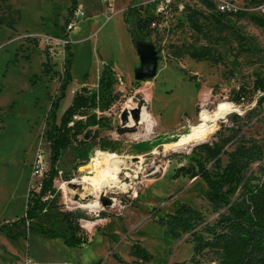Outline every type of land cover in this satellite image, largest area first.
<instances>
[{
	"label": "rangeland",
	"instance_id": "374dc122",
	"mask_svg": "<svg viewBox=\"0 0 264 264\" xmlns=\"http://www.w3.org/2000/svg\"><path fill=\"white\" fill-rule=\"evenodd\" d=\"M128 1L78 0L77 7L85 17L79 22L78 36L71 33L72 41L65 28L71 0L8 1L20 18L11 26L0 22V223L24 215L29 190L37 188L49 171V136L54 123L51 104L60 97L61 85L67 80L64 71L69 48L74 54L71 79L59 100L56 124L82 88L88 97L98 92L100 62L112 60L123 76L121 82L113 75L119 100L103 113L104 126L91 130L99 138L116 141L117 150L97 147L92 152L116 153L130 164L122 173L127 188L105 187L98 198L90 183L73 182L84 174L80 167L91 158L77 170L69 168L71 180L60 177L55 181L64 209L82 212L85 219L80 223L90 235L96 228L101 231L81 249L93 254L95 262L104 259L109 250L108 256H119L123 264H214L215 255L208 250L195 256L193 235L176 238L162 223L184 205L199 212L202 226L214 224L218 217L200 177L174 178L180 168H196L197 161L206 158L199 149L192 152L202 142L185 148H174L171 143L191 132L193 125L206 122L216 130L203 143L218 141L230 152L236 146L232 145L233 132L221 126L235 124L243 128L246 139L264 150V104L257 105L262 94L255 89L256 81L264 79V27L251 20V16L264 18V0H134L129 6L135 8L125 9L123 23L134 28V41L152 48L159 62L155 77H134L131 83L134 75L123 25L116 22L117 17L107 21L105 16L100 27L95 19L97 10L111 14ZM221 1L229 4L227 10L220 9ZM11 10L1 8L0 14L8 15ZM152 16L156 22L140 31L137 19ZM128 101H132L131 107ZM143 109L153 115L151 133L139 122ZM85 111L93 113L91 108ZM235 114L240 119L232 121ZM130 117L135 127L129 128ZM227 139L231 141L225 144ZM205 163L213 169L210 159ZM222 163H228L226 155ZM259 166L264 167V160L252 168L256 171ZM95 200L99 202L96 209L81 206ZM102 212L106 218L99 216ZM86 221L93 223L91 228L84 226ZM28 240L22 241L27 255L12 258L0 250V264H60L46 254L48 249L53 255H67L62 263H75L80 256L79 249L64 246L58 239L36 235ZM135 243L152 254L151 261L132 256L130 246ZM62 245L72 252L60 255L54 250Z\"/></svg>",
	"mask_w": 264,
	"mask_h": 264
},
{
	"label": "trees",
	"instance_id": "16d2710c",
	"mask_svg": "<svg viewBox=\"0 0 264 264\" xmlns=\"http://www.w3.org/2000/svg\"><path fill=\"white\" fill-rule=\"evenodd\" d=\"M8 1L0 0V9L11 10L7 5ZM77 2L78 0H71L65 28L74 17ZM134 8L135 6H129L127 10L131 11ZM19 15V11L16 10H11L8 15L2 12L0 22L9 26L14 25L19 21ZM156 20L155 16L147 19L138 18L137 28L140 31L147 30ZM251 20L254 24L264 27V18L251 16ZM66 49L68 59L64 73L67 80L61 85L60 97L52 100L51 104V117L54 123L49 136V171L45 173L37 188L29 190L24 215L0 223V235L4 233L12 240L41 235L49 239H60L68 247H81L88 245L91 239L90 233L80 223L85 217L79 210L64 209L60 204L61 193L55 181L60 177L71 180L69 168L74 167L77 170L80 165L87 163L89 153L95 148L112 152L117 150L116 141L99 138L97 131L91 129L104 126L106 118L102 115L119 100V94L114 88L112 70L104 66L98 92L88 97L85 93L86 88H82L83 92L74 98L73 103L62 115L60 124H56V111L71 79L70 71L74 57L73 52L69 48ZM255 89L262 94L257 100V105L261 107L264 104L263 78L256 81ZM240 101V98L236 100L238 103ZM87 108H91L93 113L87 114L85 111ZM234 119H240V116L235 114L231 120ZM223 128L233 132L232 145L236 146L232 151L228 152L225 145L218 141L199 144L192 152L199 149L206 158L198 160L196 168L194 166L188 169L180 168L174 176L178 179L189 174L191 178L200 177L205 182L207 201L213 212L218 214L215 223L202 226L199 212L185 205L175 214L168 215L162 223L176 238L185 233L193 235L196 242L195 256L208 250L215 255L214 264H264V167L259 166L256 171L252 168L253 164L264 160V150L257 142L246 139L241 126L234 124L227 128L222 124L221 129ZM231 140H225V144ZM223 155L228 157L225 166L222 163ZM206 159L212 161L213 169L207 167ZM99 216L106 218L103 212ZM131 254L147 262L153 258L152 254L139 243L132 245ZM113 257L122 262L118 256ZM101 263L102 260L96 264Z\"/></svg>",
	"mask_w": 264,
	"mask_h": 264
},
{
	"label": "bare ground",
	"instance_id": "6f19581e",
	"mask_svg": "<svg viewBox=\"0 0 264 264\" xmlns=\"http://www.w3.org/2000/svg\"><path fill=\"white\" fill-rule=\"evenodd\" d=\"M146 93H149L148 90H146ZM131 102L128 101V107H131ZM153 119V115L146 109H143L141 113V120L139 122L141 124H145L146 131L148 133H151L155 126V121ZM128 126L129 128L135 127V121L132 117H130V123L128 124ZM215 130L216 126L214 124L200 122L192 126L191 132L182 135L181 137H179V139L171 144L174 148H185L191 143L203 142L207 140L214 134ZM171 144L169 145L171 146ZM128 167H130V164L128 163L126 157L120 156L116 153L97 150L95 152V155L93 153L90 163L80 169L82 172H84V174L73 180V182L90 183L91 185H93L94 193L98 198L100 197V194L103 192L105 187H119L123 189L127 188V183L124 182L122 173L123 170L127 169ZM81 206L84 208L96 209L99 207V202L95 200L92 203L81 204ZM86 222L87 223L84 226L91 228L93 223L89 221Z\"/></svg>",
	"mask_w": 264,
	"mask_h": 264
},
{
	"label": "crops",
	"instance_id": "0c3cea01",
	"mask_svg": "<svg viewBox=\"0 0 264 264\" xmlns=\"http://www.w3.org/2000/svg\"><path fill=\"white\" fill-rule=\"evenodd\" d=\"M81 1V0H80ZM111 1V0H110ZM134 0H129L128 1V4L124 7H122L121 9L119 10H114L112 11L111 14H109V11H105V10H97V15H96V21L98 22V25H100V27L104 24V21H105V16H106V19L107 21L111 20L113 17H117V20L116 22H121V24L123 25V32L122 34L126 37V40H127V49H128V53H129V57H130V72L133 71V75L130 79V83L132 82V80L134 79L135 77V74L137 72V70L140 68V58H139V55H138V52L136 50V42L134 41V39L136 38V32L134 31V28L133 27H130V24L129 26L127 25H124L123 23V14L125 13V9L129 6V4H131ZM85 13V12H84ZM95 15L92 16L95 17ZM81 21V20H80ZM79 21V22H80ZM91 20L87 21V24L90 22ZM77 23L75 28L70 32V39L72 41V38H71V33L72 35L75 34V36L77 37L78 36V30L80 28V23ZM82 25L85 24V22H81ZM75 42V40H74ZM76 42H80V40H76ZM74 56V54H73ZM74 58V57H73ZM112 59V58H111ZM112 60H109V61H105V60H102L100 62V67L101 69L99 68V76L101 77L100 73H102V70L104 68V66H107V67H110V69L112 70L113 72V75L116 76L117 78H120L121 82L123 81V76L121 75V71L119 69L116 68V66H113V63H111ZM114 63L119 66V63L118 61H114ZM121 68V66H119ZM71 72V71H70ZM71 74V73H70ZM100 77H99V81H100ZM89 79V78H88ZM99 85V83H98ZM84 228V227H83ZM105 228V227H104ZM103 228V229H104ZM86 229V228H85ZM102 229V230H103ZM87 230V229H86ZM88 231V230H87ZM100 231V229L98 230V228H96V232L92 233L91 236V239H90V243L88 245H90L92 243V239L95 237V234L98 233ZM89 232V231H88ZM101 232V231H100ZM36 236V235H35ZM31 237V236H30ZM24 240H28V239H25V238H19L18 240H12V239H9L6 234H1L0 235V250L3 251L4 255H7L9 257H12V258H15L16 256L17 257H20L21 254L25 253V255H27V252H26V245L24 244ZM60 240V239H58ZM29 241V240H28ZM62 241V240H61ZM63 243V242H62ZM64 245V243H63ZM62 245L61 248L59 247H56L54 250L56 252H59V254L61 255L63 253V251H67V252H72L71 249H68V248H64ZM66 246V245H64ZM87 245H83L81 247H69V248H75V249H79V250H76L80 253V256L78 255V259L76 260L75 263L69 261V263H62L64 260L66 261L67 259L65 255V257H62L61 256H57L56 254L53 255L52 252H50L51 250H47L46 254L47 255H52L53 256V259L60 262V264H82L83 261H87L89 260V262L91 264H96L98 263L99 261L102 260V263L103 261L106 259L107 257V260L104 264H123V262H118L114 257L113 255H109V250L107 252V255L104 259H101L99 260L98 262H95L97 258L94 257L93 254H85V252L83 251V247H85ZM68 247V246H67ZM132 247V244L130 246V249ZM75 251V250H74ZM117 256V255H116ZM119 257V256H118ZM120 258V257H119ZM122 260V259H121ZM123 261V260H122ZM95 262V263H94ZM101 263V264H102ZM40 264V263H39Z\"/></svg>",
	"mask_w": 264,
	"mask_h": 264
},
{
	"label": "water",
	"instance_id": "95a60500",
	"mask_svg": "<svg viewBox=\"0 0 264 264\" xmlns=\"http://www.w3.org/2000/svg\"><path fill=\"white\" fill-rule=\"evenodd\" d=\"M139 44H140L139 42H136V50L140 58V68L137 70L135 74V78L137 80H143L147 77L149 78L155 77L157 74V69H158L159 56L154 51H151L150 52V62L148 60H145L144 54ZM92 155H93V152H90L89 158H91ZM81 168L82 167H80V169Z\"/></svg>",
	"mask_w": 264,
	"mask_h": 264
},
{
	"label": "built area",
	"instance_id": "2783aa9c",
	"mask_svg": "<svg viewBox=\"0 0 264 264\" xmlns=\"http://www.w3.org/2000/svg\"><path fill=\"white\" fill-rule=\"evenodd\" d=\"M229 8V4L226 3L225 1H221L220 2V9L222 11H225ZM85 17V13L84 11L81 9V8H78L76 9V11L74 12V17L73 19L69 22V24L67 25V32H71L76 24ZM117 80L121 81L120 78H118ZM182 165V164H181Z\"/></svg>",
	"mask_w": 264,
	"mask_h": 264
},
{
	"label": "flooded vegetation",
	"instance_id": "af4514ba",
	"mask_svg": "<svg viewBox=\"0 0 264 264\" xmlns=\"http://www.w3.org/2000/svg\"><path fill=\"white\" fill-rule=\"evenodd\" d=\"M139 45H140V48L142 49L145 60H148L150 62V52L153 50L145 44L140 43Z\"/></svg>",
	"mask_w": 264,
	"mask_h": 264
}]
</instances>
